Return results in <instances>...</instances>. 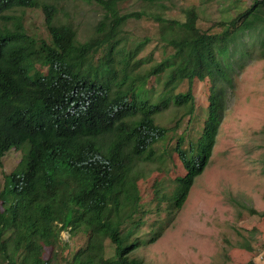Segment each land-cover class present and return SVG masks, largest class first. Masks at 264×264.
Returning a JSON list of instances; mask_svg holds the SVG:
<instances>
[{
	"label": "trees",
	"instance_id": "obj_1",
	"mask_svg": "<svg viewBox=\"0 0 264 264\" xmlns=\"http://www.w3.org/2000/svg\"><path fill=\"white\" fill-rule=\"evenodd\" d=\"M62 1L0 0V159L22 153L0 190V264H145L136 255L143 218L180 210L207 167L226 111V64L243 35L256 33L264 57V0L205 30L195 5L183 20L145 9L179 0H81L100 11L85 40ZM133 2L143 8L126 12ZM27 9L42 13L46 38L26 28ZM129 20L154 23L153 36L134 39ZM150 42L154 53L141 56ZM240 53V63L251 56ZM196 82L210 84L205 107ZM170 104L187 117L173 143L155 121ZM174 155L184 174L168 194L153 177L152 211L138 186L149 176L142 166Z\"/></svg>",
	"mask_w": 264,
	"mask_h": 264
},
{
	"label": "rangeland",
	"instance_id": "obj_2",
	"mask_svg": "<svg viewBox=\"0 0 264 264\" xmlns=\"http://www.w3.org/2000/svg\"><path fill=\"white\" fill-rule=\"evenodd\" d=\"M237 1L179 0L165 11L157 7L145 9L183 20V9L195 5L205 20L199 27L205 30L212 27L209 20L229 21L236 11L249 6L252 0H239L238 5L235 4ZM61 4L78 29V38L87 39L100 16L99 9L81 0H63ZM139 8L143 7L136 2L125 5L126 12ZM21 11L22 8L16 9L17 14ZM24 12L23 22L28 31L46 38L40 10L27 9ZM153 25L143 20H129L126 28L139 41L153 36ZM258 37L264 35L258 34ZM240 43L238 51L233 53L235 59L226 64L231 69L227 70L231 83L223 86L226 111L207 167L192 185L180 210L170 216L162 211L143 218L145 225L140 232L145 237L136 255L145 264H247L251 261L264 264V218L249 212V209L264 212V57L256 33L243 35ZM242 48L251 52V56L240 63ZM153 50L150 42L140 55L148 57ZM209 85L194 84L199 107L206 106ZM185 112L186 108L178 109L170 104L156 116L159 125L171 128L167 141L173 143L185 130ZM176 116H181L182 120L175 127L173 120ZM21 154L11 150L0 159V190L5 175L13 172L19 164ZM142 170L149 176L138 182L140 194L146 206L155 211V205L150 203L154 194L153 177L160 180L156 185L168 194L173 190L172 180L184 174L182 165L174 155L170 161L161 158L151 161L143 165ZM160 202L161 205L156 206L158 211L166 207L165 200ZM62 236L68 238L66 232H62ZM151 238H154L152 242Z\"/></svg>",
	"mask_w": 264,
	"mask_h": 264
}]
</instances>
